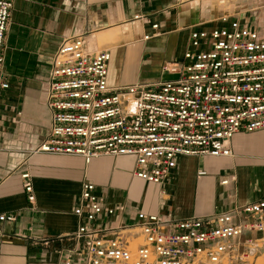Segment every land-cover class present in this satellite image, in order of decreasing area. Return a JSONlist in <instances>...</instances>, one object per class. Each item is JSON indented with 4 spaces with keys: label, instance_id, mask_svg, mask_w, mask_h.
Instances as JSON below:
<instances>
[{
    "label": "built area",
    "instance_id": "1",
    "mask_svg": "<svg viewBox=\"0 0 264 264\" xmlns=\"http://www.w3.org/2000/svg\"><path fill=\"white\" fill-rule=\"evenodd\" d=\"M15 1L0 0V91L10 89L4 52ZM220 23L191 30L183 57L161 67L170 79L127 87L110 85L111 52L90 51L83 35L63 41L46 83L49 130L29 156H74L87 164L133 158V177L151 185H163L185 158L232 157L236 135L264 130V37L238 20ZM158 29L153 25L145 40ZM21 179L33 203L32 176ZM73 214L80 225L66 237L74 246L62 264H238L264 241L255 237L264 235V199L207 217L139 211L126 221L124 204L107 205L85 182ZM15 221L0 215V240L7 238L3 225Z\"/></svg>",
    "mask_w": 264,
    "mask_h": 264
},
{
    "label": "crops",
    "instance_id": "2",
    "mask_svg": "<svg viewBox=\"0 0 264 264\" xmlns=\"http://www.w3.org/2000/svg\"><path fill=\"white\" fill-rule=\"evenodd\" d=\"M195 1H15L11 26L20 34L14 36L19 45L13 51L26 50L35 62L27 66L5 46L10 89L0 91V215H13L16 221L3 225L7 238L0 240V264H62L64 253L74 246L66 237L80 225L73 212L85 182L96 185L107 205L124 204L126 221H135L139 211L164 218L207 217L264 199V130L236 135L232 157L183 159L163 185L135 179L133 158L102 156L87 164L74 156H29L49 130L46 83L51 58L63 41L83 35L92 52H111L110 85L117 88L170 79L161 67L183 57L191 30L214 28L223 17L264 37L260 24L235 13L220 14L200 27L191 6ZM153 25L159 26L158 36L145 40L155 33ZM41 59L49 64L39 67ZM24 172L32 176L33 203L23 187Z\"/></svg>",
    "mask_w": 264,
    "mask_h": 264
},
{
    "label": "rangeland",
    "instance_id": "3",
    "mask_svg": "<svg viewBox=\"0 0 264 264\" xmlns=\"http://www.w3.org/2000/svg\"><path fill=\"white\" fill-rule=\"evenodd\" d=\"M264 1L261 0H196L191 6L197 10V25H203L200 27H208L210 23L216 21L218 16L223 13L237 14L242 19H247L250 23L257 25L260 24V28L264 29ZM195 6V7H194ZM256 9L257 11H255ZM12 22V20H11ZM10 29V30H9ZM6 35V51L12 53V57L16 58L19 56L22 62L26 63L27 66H31L35 62L33 55L22 50L21 52L13 51L17 49L18 43L16 44L14 36L19 35L18 28L13 30V27L9 26ZM92 48V46H91ZM42 60V59H41ZM39 62V67H46L49 60L44 59ZM46 81H43V84ZM264 154V153H263ZM264 238V235H260V238ZM260 249L256 252L248 253V257L244 259L242 263L238 264H264V241L258 242Z\"/></svg>",
    "mask_w": 264,
    "mask_h": 264
},
{
    "label": "bare ground",
    "instance_id": "4",
    "mask_svg": "<svg viewBox=\"0 0 264 264\" xmlns=\"http://www.w3.org/2000/svg\"><path fill=\"white\" fill-rule=\"evenodd\" d=\"M94 49L93 48H91V46H90V51H93Z\"/></svg>",
    "mask_w": 264,
    "mask_h": 264
}]
</instances>
